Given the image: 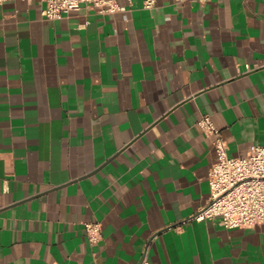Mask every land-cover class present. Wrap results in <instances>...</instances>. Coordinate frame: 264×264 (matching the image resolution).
I'll return each instance as SVG.
<instances>
[{
  "label": "crops",
  "instance_id": "obj_1",
  "mask_svg": "<svg viewBox=\"0 0 264 264\" xmlns=\"http://www.w3.org/2000/svg\"><path fill=\"white\" fill-rule=\"evenodd\" d=\"M144 1L0 0V264H264V225L192 219L218 159L199 120L231 156L264 145V0Z\"/></svg>",
  "mask_w": 264,
  "mask_h": 264
},
{
  "label": "built area",
  "instance_id": "obj_2",
  "mask_svg": "<svg viewBox=\"0 0 264 264\" xmlns=\"http://www.w3.org/2000/svg\"><path fill=\"white\" fill-rule=\"evenodd\" d=\"M39 1L42 4V15L48 20L61 19L66 14L80 10L84 5H89L102 13H113L123 9L122 0ZM157 3L158 0L144 1L146 8H153ZM199 125L207 135L215 136L218 159L209 176L210 200L192 219L203 221L220 217L221 223L227 228L264 225V145L255 144L246 156L234 157L230 155L227 140L210 115H204L199 120ZM86 229L91 241L97 242L101 239L100 223H86ZM140 264H149L148 250Z\"/></svg>",
  "mask_w": 264,
  "mask_h": 264
}]
</instances>
